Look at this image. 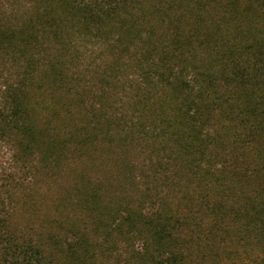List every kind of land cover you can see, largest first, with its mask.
Masks as SVG:
<instances>
[{
  "label": "trees",
  "instance_id": "trees-1",
  "mask_svg": "<svg viewBox=\"0 0 264 264\" xmlns=\"http://www.w3.org/2000/svg\"><path fill=\"white\" fill-rule=\"evenodd\" d=\"M0 264H264V0H0Z\"/></svg>",
  "mask_w": 264,
  "mask_h": 264
},
{
  "label": "rangeland",
  "instance_id": "rangeland-1",
  "mask_svg": "<svg viewBox=\"0 0 264 264\" xmlns=\"http://www.w3.org/2000/svg\"><path fill=\"white\" fill-rule=\"evenodd\" d=\"M3 73H0V87H2L5 78ZM11 166L10 161V152L8 146L0 142V177L4 170L8 169ZM1 179V178H0Z\"/></svg>",
  "mask_w": 264,
  "mask_h": 264
}]
</instances>
